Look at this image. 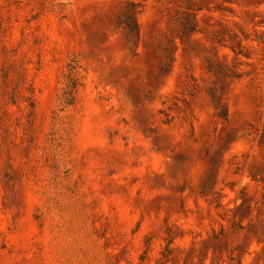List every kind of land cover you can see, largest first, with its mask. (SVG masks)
<instances>
[{"label":"rangeland","instance_id":"374dc122","mask_svg":"<svg viewBox=\"0 0 264 264\" xmlns=\"http://www.w3.org/2000/svg\"><path fill=\"white\" fill-rule=\"evenodd\" d=\"M0 264H264V0H0Z\"/></svg>","mask_w":264,"mask_h":264},{"label":"trees","instance_id":"16d2710c","mask_svg":"<svg viewBox=\"0 0 264 264\" xmlns=\"http://www.w3.org/2000/svg\"><path fill=\"white\" fill-rule=\"evenodd\" d=\"M73 101V100H72Z\"/></svg>","mask_w":264,"mask_h":264}]
</instances>
